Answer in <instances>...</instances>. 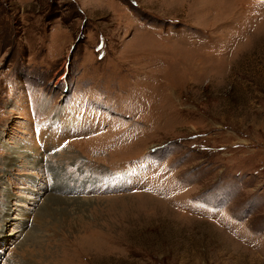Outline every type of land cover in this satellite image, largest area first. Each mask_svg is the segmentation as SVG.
I'll list each match as a JSON object with an SVG mask.
<instances>
[{"label": "rangeland", "instance_id": "obj_1", "mask_svg": "<svg viewBox=\"0 0 264 264\" xmlns=\"http://www.w3.org/2000/svg\"><path fill=\"white\" fill-rule=\"evenodd\" d=\"M0 264H264V0H0Z\"/></svg>", "mask_w": 264, "mask_h": 264}, {"label": "bare ground", "instance_id": "obj_2", "mask_svg": "<svg viewBox=\"0 0 264 264\" xmlns=\"http://www.w3.org/2000/svg\"><path fill=\"white\" fill-rule=\"evenodd\" d=\"M14 156V155H13ZM22 160V157L21 156H15L13 158V161H21ZM12 161V159L9 160V162Z\"/></svg>", "mask_w": 264, "mask_h": 264}]
</instances>
